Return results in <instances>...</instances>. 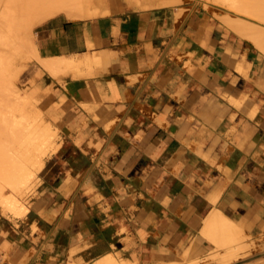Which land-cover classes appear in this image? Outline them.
<instances>
[{"label":"crops","instance_id":"1","mask_svg":"<svg viewBox=\"0 0 264 264\" xmlns=\"http://www.w3.org/2000/svg\"><path fill=\"white\" fill-rule=\"evenodd\" d=\"M87 2L35 30L20 82L60 139L0 264H264V56L206 12Z\"/></svg>","mask_w":264,"mask_h":264},{"label":"rangeland","instance_id":"2","mask_svg":"<svg viewBox=\"0 0 264 264\" xmlns=\"http://www.w3.org/2000/svg\"><path fill=\"white\" fill-rule=\"evenodd\" d=\"M9 7L15 13L17 12V23L23 24L26 27H31V31H25L22 36V42L18 44L15 52L13 53L11 60L4 61L0 64V162L5 159V154L11 151L12 148H20V134L18 123L21 120L27 119V122L33 127L39 128V130H52L55 148L50 149L46 154L42 155V163L38 166H34L33 161L27 162V166L34 171L32 179L23 187L13 188L2 181L4 186L3 194L6 196H13L17 199L19 205L24 207V211L17 212L0 204V214L4 217H16L23 218L28 212V203L31 197L36 192L38 184V174L44 165V160L53 154L58 148V142L60 139L57 129L51 126L44 117L43 109L37 101L28 97L26 89L21 86L20 77L27 65L36 59V53L32 44L35 46V30L40 24H34L35 18L32 14L34 11H30V2L26 4L24 0H6ZM87 7L89 9V16H98L101 14H108L114 12L116 9L125 7L130 10H148V9H169L172 11L179 10L180 14L191 13L194 11H201L209 13L212 17L219 20L222 24L228 28H232L233 20H242L254 24L260 29L264 30V0H245L248 4L242 10L235 9L231 6H227L223 3L209 0H170V3H162L163 5H169L161 7L157 5V0H143L137 2L135 0H87ZM35 2V1H34ZM24 3L25 5H23ZM28 3V2H27ZM23 5V6H22ZM29 6V7H27ZM28 9H27V8ZM32 7V6H31ZM26 11H24L25 9ZM69 18L71 17L66 13H61ZM229 16L231 26L225 17ZM238 20V21H239ZM236 21V22H238ZM236 22H234L236 24ZM233 23V24H234ZM34 26V27H33ZM236 26V25H234ZM236 31V30H235ZM237 32V31H236ZM22 34V35H23ZM245 38V37H244ZM247 39V38H246ZM249 40V39H248ZM34 41L33 43H31ZM251 41V40H250ZM252 42V41H251ZM253 43V42H252ZM254 44V43H253ZM255 45V44H254ZM256 46V45H255ZM257 47V46H256ZM259 52L264 56V51L257 47ZM34 50V52H33ZM4 154V155H3ZM20 175V174H19ZM21 175L15 176V180H19ZM264 254V238L258 241H251L247 245V248L242 252L243 258L254 257L255 255ZM226 259L218 258V256L210 257L201 264H231ZM122 264V263H121Z\"/></svg>","mask_w":264,"mask_h":264},{"label":"bare ground","instance_id":"3","mask_svg":"<svg viewBox=\"0 0 264 264\" xmlns=\"http://www.w3.org/2000/svg\"><path fill=\"white\" fill-rule=\"evenodd\" d=\"M26 0H24L25 2ZM30 1V0H29ZM26 1V4H29ZM33 1V2H32ZM30 3V9L26 8L28 11H34L33 17L35 18L34 24L38 25L50 17L60 13L66 12L70 16H78L81 14V0H32ZM35 1V2H34ZM223 3L227 6H231L235 9H244L248 4L245 0H209ZM28 2V3H27ZM162 3H170V0H162ZM25 5L24 3H22ZM22 5V6H23ZM32 6V7H31ZM25 9V8H24ZM26 11V9L24 10ZM29 13L31 14V12ZM27 12V11H26ZM229 16L225 17L227 19L229 26H231V21ZM17 12L11 10L6 0H0V64L5 60H11L13 53L15 52L18 44L22 42V36L25 31H31V27H26L23 24L17 23ZM232 19V18H230ZM233 20V19H232ZM239 20V19H238ZM233 20L232 28H234L240 35L250 39L259 49L264 51V30L255 26L247 21H242L241 19ZM238 21V22H236ZM236 22V24L234 23ZM234 23V24H233ZM236 25V26H234ZM34 27V26H33ZM23 34V35H22ZM32 41L31 43H33ZM34 44H32V48ZM33 50V52H34ZM5 61V62H6ZM62 63L57 62H46V68L50 70H59ZM18 129L20 134V148H12L7 154H5V159L0 162V204L4 207L12 209L17 212L24 211V207L19 205L16 198L13 196H6L3 194L4 186L1 183L7 182L13 188L25 186L34 175V171L31 170L26 164L29 161H33L34 166H38L42 163V155L46 154L50 149L55 148L54 141H52V136L54 135L52 130L49 128L47 130H39L31 126L27 119L21 120L18 123ZM54 137V136H53ZM4 155V154H3ZM19 180H15V176L20 175ZM228 226V225H227ZM244 246L236 248V250H230L228 255L232 259L239 258L240 250L244 249ZM95 264H119L118 261L113 256H107L104 259L98 261ZM190 264H200V263H190Z\"/></svg>","mask_w":264,"mask_h":264}]
</instances>
